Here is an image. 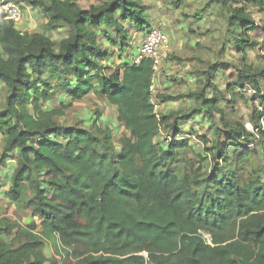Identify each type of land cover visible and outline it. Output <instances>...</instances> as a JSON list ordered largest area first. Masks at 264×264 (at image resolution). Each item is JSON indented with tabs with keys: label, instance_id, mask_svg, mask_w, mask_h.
Returning a JSON list of instances; mask_svg holds the SVG:
<instances>
[{
	"label": "trees",
	"instance_id": "trees-1",
	"mask_svg": "<svg viewBox=\"0 0 264 264\" xmlns=\"http://www.w3.org/2000/svg\"><path fill=\"white\" fill-rule=\"evenodd\" d=\"M81 1H21L43 12L50 32L66 30L59 42L21 33L0 10L6 93L0 173L14 165L4 192L0 180V193L30 220L22 225L0 215L9 239L0 241V264H264V69L233 66L235 78L220 92L218 67L207 64L196 71L194 90L158 96L161 102L185 98L192 107L157 115L151 62L111 70L104 62L112 55L99 41L102 36L123 52L130 41L125 25L148 31L143 0H97L85 8ZM215 2L238 33L233 49L244 57L257 30L246 11L263 0ZM249 90L258 103L242 98L250 104L249 123L231 121L217 107L236 104ZM93 93L115 109L125 131L118 139L98 118L90 126H63L55 120L62 112L47 108L55 98L75 103ZM198 115L213 133L211 141L197 137L212 164L206 173L180 154L190 148L182 125ZM180 162L181 173L174 169Z\"/></svg>",
	"mask_w": 264,
	"mask_h": 264
},
{
	"label": "rangeland",
	"instance_id": "rangeland-1",
	"mask_svg": "<svg viewBox=\"0 0 264 264\" xmlns=\"http://www.w3.org/2000/svg\"><path fill=\"white\" fill-rule=\"evenodd\" d=\"M21 1L23 0H13L22 9L21 21L15 24V28L23 34L39 32L46 36L48 35L54 42H59L65 30L59 29V31L50 32L44 17L39 12L32 11L28 6L25 9ZM174 5L172 0H143L150 29H160L167 35L169 40V48L165 52L164 61L155 78L156 91L152 98L155 114L160 116L171 110H188L192 107L191 100L185 98L161 102L158 96L169 95L177 97L194 90L196 87L195 80L198 75V73L196 75V71L204 70L207 64H215L218 67L219 73L216 76L215 86L220 92H224L225 86L233 82L236 75L233 66L239 68L241 64H246L255 70L264 69V0L261 8L249 4L246 11L256 24L257 30L249 35L250 41L254 42L255 45L253 49L248 50L243 55L244 57H241L233 49V39L238 37V33H232L229 30L226 14L216 4L215 0H182L177 7ZM26 10L35 14L25 13ZM125 29L128 31L130 41L123 52L111 46L102 36L99 37L102 50L112 55L109 61L104 62L105 66L111 70L118 66L121 67L127 62L131 63L134 56L137 55L145 33L143 32L142 35V33L134 32L131 27L127 28L126 25ZM1 50L0 46V54H2ZM260 89L264 96V79L260 82ZM241 94L243 96H238L239 99L236 104L219 101L217 107L223 110L229 120L246 124L249 123L250 104L248 106L245 105L242 98L249 99L255 106L258 103L252 93L244 91ZM5 95L4 89L0 86L1 107ZM47 108L57 109L62 112V115L56 117L55 120L63 126H72L74 124L90 126L98 118L101 126L104 125L111 129L115 140L125 134L124 129L117 122L115 109L102 101L96 93L89 95L81 102L75 103H70L63 97L55 98V100L47 104ZM181 133V138L188 140L190 145L189 149L180 152L181 156L188 157V159H192L197 164L199 163L203 173L211 171L212 164H210L209 159L203 152L202 144L197 141L198 136L206 137L210 141L213 139L211 126L206 118L203 115L193 117L191 122L182 125ZM160 136H165V133L162 131ZM2 149L3 141L0 139V155ZM183 159L186 160L185 158ZM258 164L262 163L259 162ZM9 166L12 168L13 165L10 163ZM5 169H8V166ZM174 169L181 173L184 169L183 163H178ZM10 172L11 170H6L4 172L5 178L3 175L0 177L2 185ZM0 215L3 219L16 221L22 225L30 222L29 214L19 212L14 206L8 205L2 197V193H0ZM35 222L39 230L38 221ZM0 241L9 242V239L2 234V231H0ZM54 252V248L47 244V257H53Z\"/></svg>",
	"mask_w": 264,
	"mask_h": 264
},
{
	"label": "built area",
	"instance_id": "built-area-1",
	"mask_svg": "<svg viewBox=\"0 0 264 264\" xmlns=\"http://www.w3.org/2000/svg\"><path fill=\"white\" fill-rule=\"evenodd\" d=\"M0 10L4 14V21L14 25L20 23L22 18V9L15 2L0 0ZM168 43L169 40L167 35L160 29L152 28L149 31H146L143 35L137 55L134 56L130 63V65H137L143 60H149L151 62V70L153 73L151 85L149 87L151 96H153L156 91L155 78L164 61L165 52L169 48ZM248 93H252V91L249 90ZM247 129L251 130L249 125H247ZM205 238L208 240L207 237Z\"/></svg>",
	"mask_w": 264,
	"mask_h": 264
},
{
	"label": "crops",
	"instance_id": "crops-1",
	"mask_svg": "<svg viewBox=\"0 0 264 264\" xmlns=\"http://www.w3.org/2000/svg\"><path fill=\"white\" fill-rule=\"evenodd\" d=\"M95 3H97V1H95V0H84V1H81L80 3H79V5L81 6V7H88L89 5H91V4H95ZM24 4V7H25V9H26V6L27 5H25V3H23ZM30 8V7H29ZM32 11H37V12H39L40 14H41V16L42 17H44V14H43V12L41 11V10H35V9H32V8H30ZM32 11H28V10H26V12L25 13H28V14H35V13H33ZM44 19H45V17H44ZM45 21H47L46 19H45ZM23 24V23H22ZM21 24V25H22ZM24 26H26L25 24H24ZM16 27V26H15ZM18 30V29H17ZM65 30V29H64ZM59 31V30H58ZM34 34V33H33ZM38 34H42V33H39L38 32ZM43 35H45V34H43ZM142 35H143V33H142ZM64 36H66V30H65V33L63 34V37L62 38H64ZM47 37H48V35H47ZM50 38V37H49ZM126 64H129L128 62L126 63ZM130 65V64H129ZM157 81H158V79H157ZM155 84H156V82H155ZM111 107V106H110ZM12 164V162H9L8 164ZM13 165V164H12ZM13 167H14V165L12 166V168H10V166L8 165V169L10 170H12L13 169ZM5 170H7V169H5ZM7 173V172H6ZM4 176V178H5V174L3 173V174H1L0 173V177L1 176ZM10 174H8L7 175V178L5 179L6 181H5V183L3 184V190L1 191V192H4L5 190H7V188H8V185H9V179H10ZM7 183V184H6Z\"/></svg>",
	"mask_w": 264,
	"mask_h": 264
}]
</instances>
